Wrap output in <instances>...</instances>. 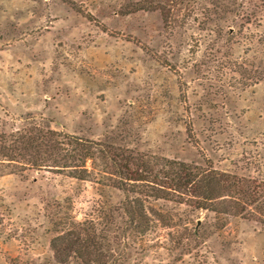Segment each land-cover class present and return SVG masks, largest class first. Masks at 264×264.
Masks as SVG:
<instances>
[{
  "label": "rangeland",
  "instance_id": "374dc122",
  "mask_svg": "<svg viewBox=\"0 0 264 264\" xmlns=\"http://www.w3.org/2000/svg\"><path fill=\"white\" fill-rule=\"evenodd\" d=\"M38 130L98 152L86 180L0 165V264H86L79 225L91 264H264L257 222L147 198L131 224L145 197L102 184L108 147L264 181V0H0V141Z\"/></svg>",
  "mask_w": 264,
  "mask_h": 264
},
{
  "label": "trees",
  "instance_id": "16d2710c",
  "mask_svg": "<svg viewBox=\"0 0 264 264\" xmlns=\"http://www.w3.org/2000/svg\"><path fill=\"white\" fill-rule=\"evenodd\" d=\"M38 132L35 135L32 132L17 134L10 144V139H2L0 165H13L21 171L23 168L36 171L56 168L70 171L73 178L86 180L85 164L98 152L96 146L72 135L54 131ZM108 148L110 158L108 162L103 158V165L112 177L107 176L102 184L107 179L108 185L113 188L145 197H128L124 203L131 224H149L148 217L144 215V203L147 198H154L156 201L175 202L196 210L211 211L218 216L248 218L264 226V181L227 174L210 165L202 168L172 160L155 163L146 156L133 157V153ZM158 216V221L167 219L164 215ZM79 227L77 233L83 228L84 237H81V233L75 235L65 251H74L77 256L86 259V264L99 262L102 254L95 236L90 235L82 225ZM53 249L59 257L56 242Z\"/></svg>",
  "mask_w": 264,
  "mask_h": 264
}]
</instances>
